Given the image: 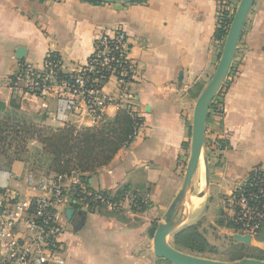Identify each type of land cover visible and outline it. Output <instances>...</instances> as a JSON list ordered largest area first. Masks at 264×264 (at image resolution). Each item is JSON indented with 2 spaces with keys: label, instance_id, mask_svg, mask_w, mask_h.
<instances>
[{
  "label": "crops",
  "instance_id": "crops-1",
  "mask_svg": "<svg viewBox=\"0 0 264 264\" xmlns=\"http://www.w3.org/2000/svg\"><path fill=\"white\" fill-rule=\"evenodd\" d=\"M240 1L145 0L110 5L82 0H0V117L14 112L38 126L62 129L71 125L82 130L112 121L120 110L130 108L143 120L133 142L84 186L112 196L128 187V194L147 200L148 208L137 212L127 201L121 213L90 211L74 199V186L65 184V264H171L156 256L151 230L162 224L184 182L194 108L215 73L225 43L215 38L219 9L229 3L233 17ZM119 32L127 36L135 63L132 99L124 107L108 106L102 119L94 120L82 103L70 112L67 102L56 96L42 99L22 88H10V79L21 65L43 70L49 53L62 59L66 75L77 74L88 65L97 41ZM19 49L24 50L21 59L17 58ZM224 86L223 112L212 114L207 134L212 140L228 142L229 147L209 149L207 192L226 202L253 169H264V0H256L249 13ZM114 88L111 79L104 90ZM200 169L192 190L197 187L203 192L205 166ZM30 173L54 176L47 170L30 169L24 162L0 167V203L29 192ZM69 210L75 211L71 218L66 215ZM252 242L260 255L251 257L264 261V228Z\"/></svg>",
  "mask_w": 264,
  "mask_h": 264
},
{
  "label": "built area",
  "instance_id": "built-area-1",
  "mask_svg": "<svg viewBox=\"0 0 264 264\" xmlns=\"http://www.w3.org/2000/svg\"><path fill=\"white\" fill-rule=\"evenodd\" d=\"M230 10L229 3L221 4L219 27L224 18L230 17ZM52 55L48 54L43 70L28 64L21 65L10 79V88H22L26 94L42 99L56 96L67 102L70 112L82 103L94 120L102 119L108 106L124 107L131 101L135 63L130 58L125 33L101 37L88 65L73 76L66 75L62 59ZM111 79L115 81V88L106 93L105 85ZM213 103L218 111L223 112L221 98ZM127 110L140 118L132 109ZM142 125L136 124L134 139ZM65 184L79 186V194L89 198L90 208L95 211L103 209L119 213L125 211L124 202L130 201L132 209H138L147 202L131 193L123 200L114 201L112 195L87 189L76 173L52 177H37L30 173L27 178L29 192L24 196L12 195L0 203V264L66 263V248L62 240L63 206L68 203ZM84 197L78 200L82 204ZM227 202L232 210L231 222L240 235L257 236L264 228V169H253ZM85 205L89 208V203Z\"/></svg>",
  "mask_w": 264,
  "mask_h": 264
},
{
  "label": "trees",
  "instance_id": "trees-1",
  "mask_svg": "<svg viewBox=\"0 0 264 264\" xmlns=\"http://www.w3.org/2000/svg\"><path fill=\"white\" fill-rule=\"evenodd\" d=\"M87 2L102 4L94 1ZM231 23L232 17L227 16L222 20L219 29L215 33L216 40L225 42ZM54 56L57 55L53 54L52 57ZM224 87L216 99L225 93ZM215 112L222 113L215 108V103H213L207 126L212 122V114ZM142 123V118L133 116L128 110H120L116 118L112 121H107L98 127L82 130H77L71 125L62 129L42 127L24 117L12 118L8 114L0 117V156L10 160V163L6 166L7 168H10L15 162H24L27 165V161H24L21 156L27 152L29 153L31 143H36L38 146L32 150L31 156V159L37 163L36 168L44 170V166L48 165L47 170L49 174L56 176H70L76 173L80 175L82 183L88 185L92 175L99 168L109 165L121 149L129 146L133 142L137 128L136 124ZM214 145H217L221 151L229 147V143L224 140H210L206 137L208 156L209 149ZM12 151L13 156L10 154ZM73 191L75 200L78 201L84 197L79 194L81 192L79 186L74 187ZM128 192H130V189L125 187L113 195V200H123ZM89 201V198L84 197L83 204L89 203L88 209L95 211L91 210L92 208L90 207L92 204ZM147 208L148 206L145 205L140 210H136V208H133V210L143 212ZM157 228V226L152 228V237H154ZM233 229L238 231L234 227ZM192 238H200V236L194 227H189L179 232L175 237V241L178 248L179 245L191 248L193 244L187 243L186 239ZM244 258L256 259L249 256L240 258L239 260Z\"/></svg>",
  "mask_w": 264,
  "mask_h": 264
},
{
  "label": "water",
  "instance_id": "water-1",
  "mask_svg": "<svg viewBox=\"0 0 264 264\" xmlns=\"http://www.w3.org/2000/svg\"><path fill=\"white\" fill-rule=\"evenodd\" d=\"M94 1L102 4H134L144 0H82ZM256 0H241L234 18L232 20L229 32L224 43L223 51L216 67L215 73L199 96L193 114L192 134H191V153L184 176L183 185L169 207L165 219L157 228L153 238L154 252L156 256L171 264H264V261L258 259L244 258L236 262H222L204 259L183 253L175 249L169 241L171 235L183 221L186 209L187 198L192 192V182L194 175L203 160L206 173L205 189L198 196L203 198L209 187V161L206 149L207 121L211 112V106L217 95L224 87L229 76L235 54L241 40L245 24L249 13ZM24 56V50L17 51V58ZM74 210L67 211V217L71 218ZM85 215L86 212H81ZM234 239L246 245H251L253 238L248 235L235 234Z\"/></svg>",
  "mask_w": 264,
  "mask_h": 264
},
{
  "label": "rangeland",
  "instance_id": "rangeland-1",
  "mask_svg": "<svg viewBox=\"0 0 264 264\" xmlns=\"http://www.w3.org/2000/svg\"><path fill=\"white\" fill-rule=\"evenodd\" d=\"M9 116L12 118L21 117L14 112L9 114ZM207 138L211 140L209 133L207 134ZM37 146V144L31 143L29 153L27 152L21 156L24 161H27L28 168L33 170L38 169L36 168V161L31 159L32 150ZM10 154L13 156V151L10 152ZM9 161L10 160H7L5 157L0 156V167H6L10 163ZM44 168V170H47L48 165L44 166ZM200 168L202 172L204 170L203 160L201 161ZM36 176L41 177L44 176V174H37ZM198 191L199 188L196 187L188 196L187 217L184 224L179 226L169 238L170 244L183 253L222 262H233L243 257L260 255L253 249L255 246L254 242H252L251 245H246L234 239L233 236L240 233L233 229L234 226L231 222L232 210L230 203H228L227 200L225 202L222 196L213 197L208 194V192H206V195L203 198H199L198 195L201 192ZM142 206H145V204L138 208L140 209ZM155 226L159 227V225ZM189 227H194L200 238L186 239L187 243L193 244L191 248L180 245L178 248L175 241L176 235Z\"/></svg>",
  "mask_w": 264,
  "mask_h": 264
},
{
  "label": "bare ground",
  "instance_id": "bare-ground-1",
  "mask_svg": "<svg viewBox=\"0 0 264 264\" xmlns=\"http://www.w3.org/2000/svg\"><path fill=\"white\" fill-rule=\"evenodd\" d=\"M201 165V164H200ZM187 208H188V206H187ZM186 214H187V209H186ZM186 214H185V217H186ZM185 217H184V219H183V221L181 222V224L179 225V226H181L182 225V223L184 222V220H185Z\"/></svg>",
  "mask_w": 264,
  "mask_h": 264
}]
</instances>
